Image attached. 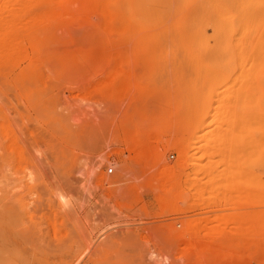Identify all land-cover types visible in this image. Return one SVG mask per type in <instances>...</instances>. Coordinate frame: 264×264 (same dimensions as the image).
<instances>
[{"label": "rangeland", "instance_id": "obj_1", "mask_svg": "<svg viewBox=\"0 0 264 264\" xmlns=\"http://www.w3.org/2000/svg\"><path fill=\"white\" fill-rule=\"evenodd\" d=\"M220 1L0 0V264H264V25Z\"/></svg>", "mask_w": 264, "mask_h": 264}, {"label": "bare ground", "instance_id": "obj_2", "mask_svg": "<svg viewBox=\"0 0 264 264\" xmlns=\"http://www.w3.org/2000/svg\"><path fill=\"white\" fill-rule=\"evenodd\" d=\"M221 1H223V0H221ZM220 1V2H221ZM226 1V0H225ZM228 1V0H227ZM233 1H235V3H234V5H235V13L232 15L230 12H231V9H229L227 6H224V7H226V11H228V9H229V13L232 15H228V14H226L225 13V11L224 12H221L220 11V8L218 9L219 10V13H225V15L226 16H224L223 14H222V18L224 19V17L225 18H227L228 19V16L229 17H231L230 18V22L231 23H228V22H226V23H228V24H224L225 26H227V25H231V26H234V24H235V22H241V25H243L242 27L245 29V26H248V28L250 29V27L249 26H253V25H257V24H263L264 25V0H232V2ZM1 3V2H0ZM228 3H231L230 2V0H229V2ZM2 4V3H1ZM13 6V5H12ZM16 9V8H15ZM217 10V9H216ZM18 12V11H17ZM220 14V15H221ZM0 15H2V14H0ZM221 17V16H220ZM226 21V20H225ZM238 25V24H237ZM248 28L247 29H245L246 31L248 30ZM253 27H251V29H252ZM263 30H264V27L262 28ZM232 30V31H231ZM230 31L231 32H235L236 31V29H234V28H232ZM263 30H261L260 32H261V34L263 33V36H264V32H263ZM243 31V30H242ZM245 31V32H246ZM255 31V30H254ZM256 32V31H255ZM242 32H240L239 34H241ZM252 33V32H251ZM248 34V33H247ZM260 33H259V36L261 37L262 35H261ZM243 35V34H242ZM258 35V34H257ZM240 36V35H239ZM248 38V37H247ZM15 39V38H14ZM236 39V38H235ZM256 39V38H255ZM262 39L264 40V37H262ZM262 39H260V40H262ZM16 40H17V38H16ZM247 40V39H246ZM239 42H240V39H239ZM246 42V41H245ZM244 42V43H245ZM264 43V42H263ZM262 46H260V47H262V48H258L257 46H255V44H254V46L255 47H257L258 49H256L257 51L258 50H261V49H263L264 48V44H262V43H260ZM254 48V47H253ZM264 50V49H263ZM255 52V51H253V53H258V52ZM260 53H261V51H260ZM251 54V53H250ZM259 54V53H258ZM258 54H256L257 55V58H255V60H258V59H260V57L261 56H259V58H258ZM252 55V54H251ZM255 54L254 55H252V56H256ZM259 55H261V54H259ZM254 58V57H253ZM264 58V57H263ZM263 60V59H262ZM154 62V61H153ZM261 62V61H260ZM150 63H152V60L150 61ZM257 65H258V63H256ZM255 64V65H256ZM259 66V65H258ZM253 68H254V66H253ZM132 82V81H131ZM129 95V94H128ZM173 107V106H172ZM219 110H221V109H219ZM171 111V110H170ZM213 111V110H212ZM257 115H258V113H257ZM260 116V115H259ZM261 116H262V114H261ZM258 117V116H257ZM220 118H222V117H220ZM220 118H218V119H220ZM258 118H260V119H262L261 117H258ZM222 120V119H221ZM220 120V121H221ZM128 123V122H127ZM204 123V122H203ZM202 126V125H201ZM132 134V133H131ZM122 135H124V134H122ZM126 135V134H125ZM126 136H128V135H126ZM199 136V135H198ZM140 136L138 135V134H135V135H131V138H130V141H129V147H130V149H133L134 151L135 150H137V148H140L141 150H139V152H137V155H136V157L138 158V159H140V161H144V160H148L149 159V157L151 156V153H154V152H151V148H152V145H151V147H145L143 144H142V141L140 140V138H139ZM152 139V138H151ZM116 143V142H115ZM191 145V144H190ZM159 148L161 149V148H163V149H167V148H172V149H175L176 151H178L179 153H180V155L182 156H184V155H186L185 154V151H184V149H183V145H182V143L179 141V140H177V139H167L166 141H162L161 142V145H160V147L159 146H157V149L159 150ZM186 148H187V145H186ZM156 152V151H155ZM111 156V153H108L107 155H106V157L108 158V157H110ZM104 158V157H103ZM190 160L191 159H189V161H188V159L186 160V161H184V160H181L180 162H179V164H178V167H183V166H186V163L187 162H190ZM101 161H102V159H101ZM101 161H99V163L101 162ZM123 161V167H124V170H125V172H126V170H127V168H128V166H129V164L130 163H132L133 161H134V158H128V159H123L122 160ZM99 163H97V166H98V164ZM138 163H139V161H138ZM95 164V163H94ZM188 164V163H187ZM233 164V163H232ZM240 165V164H239ZM93 166V165H92ZM95 166H96V164H95ZM100 166V165H99ZM239 167V166H238ZM93 168H94V166H93ZM92 168V169H93ZM91 169V167L89 168V170H92ZM167 170H169L168 171V175H173V174H175L174 172H176V170H177V167L176 168H174V167H171V166H169V167H167ZM235 170V169H234ZM88 171V170H87ZM128 171V170H127ZM145 171V170H144ZM240 171V170H239ZM124 172V173H125ZM237 172V171H236ZM243 172V171H242ZM89 173V172H88ZM146 173V172H145ZM167 173V172H166ZM238 174V173H237ZM90 175L91 174H87V177L86 178H89L90 177ZM241 175V174H240ZM28 176V175H27ZM86 176V175H85ZM29 177V176H28ZM238 177V176H237ZM30 178V177H29ZM241 180H242V178H240ZM240 179H238V181L236 182V184H239L238 182H240L239 180ZM106 181V180H105ZM117 181V180H116ZM246 182H247V180H246ZM245 183V182H244ZM9 185H10V183H9ZM101 184H99L98 183V186H100ZM240 185V184H239ZM238 185V186H239ZM242 185V184H241ZM240 185V186H241ZM4 186V185H3ZM236 186V185H235ZM10 187V186H9ZM118 189H119V187H118ZM236 189H237V187H236ZM247 216V215H246ZM184 232L185 233H183V232H181V234L179 235V233L176 235L178 238V241H179V243L180 244H186V248H185V250L183 249V252H184V254H186V256L188 257V255L189 256H191L194 252H195V250L198 248V245H196V243H198V241L200 242V238L199 239H196V238H194V239H192V238H190V239H192V240H186V238H187V236H186V234H187V232L188 231H185L184 230ZM189 233V232H188ZM191 234V233H190ZM192 235V234H191ZM186 237V238H185ZM188 238H189V234H188ZM198 238V237H197ZM200 245V244H199ZM213 244H209V246L208 245H200V252L202 253V255L201 256H203V258H200V257H198V258H194L195 257V255L193 256V260H189V264H218V262H219V260H220V262H223L224 260H225V258H226V255L223 253V251H222V249H219V248H215L214 246H212ZM224 254V256H222ZM218 256H220L219 257V259H218ZM229 259V258H228ZM196 260V261H195ZM229 261V260H228Z\"/></svg>", "mask_w": 264, "mask_h": 264}, {"label": "built area", "instance_id": "obj_3", "mask_svg": "<svg viewBox=\"0 0 264 264\" xmlns=\"http://www.w3.org/2000/svg\"><path fill=\"white\" fill-rule=\"evenodd\" d=\"M108 172H109V173H112V172H113V168H112V167H109V168H108Z\"/></svg>", "mask_w": 264, "mask_h": 264}]
</instances>
